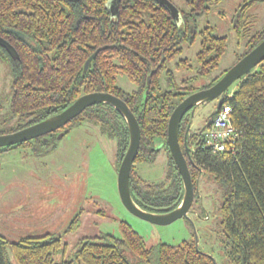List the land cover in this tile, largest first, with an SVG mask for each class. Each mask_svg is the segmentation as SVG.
Masks as SVG:
<instances>
[{
  "label": "trees",
  "instance_id": "trees-1",
  "mask_svg": "<svg viewBox=\"0 0 264 264\" xmlns=\"http://www.w3.org/2000/svg\"><path fill=\"white\" fill-rule=\"evenodd\" d=\"M207 1L211 0H184V9L189 11L180 12L179 22L157 0H121L116 16L110 13L107 0H0V36L19 56L12 59L0 46V60L10 67L12 76L9 118L14 120L10 127H0V134L56 114L84 93L114 94L127 104L140 127L129 175L132 200L153 213L175 209L184 189L166 145L168 118L186 95L211 86L226 71L211 77L226 48V37L211 27L196 30L195 12L203 10ZM263 38L264 26L249 36L246 51L236 60ZM196 39L200 48L195 66L187 58L177 59L183 52L181 44L191 45ZM97 48L84 70L85 61ZM179 72L184 76L178 78ZM118 76L129 80L134 89H122ZM200 80L206 82L196 86ZM222 102L231 105L232 124L241 134L235 153L212 152L202 143L203 132L187 136L188 113L178 125L183 155L184 142L190 152L186 160L193 202L199 203L200 181L216 184L225 263L264 264V60L238 81L233 92L227 90ZM217 111L215 107L213 118ZM83 123L114 141L118 169L129 142L124 117L111 105L96 103L68 121L65 134ZM23 146L31 143L3 146L0 154ZM160 150L167 155L163 179H144L133 166L153 163ZM118 227V237L101 232L78 239L68 259L63 256L66 246L60 236H23L11 241L0 234V264H216L196 246L194 237L176 245L158 242L148 247L128 222L120 220ZM78 228L75 215L64 231L74 233ZM60 252L62 258L55 261Z\"/></svg>",
  "mask_w": 264,
  "mask_h": 264
},
{
  "label": "rangeland",
  "instance_id": "rangeland-1",
  "mask_svg": "<svg viewBox=\"0 0 264 264\" xmlns=\"http://www.w3.org/2000/svg\"><path fill=\"white\" fill-rule=\"evenodd\" d=\"M173 1L179 7L183 6V0ZM246 1L216 0L208 12L195 18L197 31L211 27L217 35L227 39L226 48L211 77L230 68L237 61V56L246 51L249 36L264 26V0L247 6L244 5ZM241 5L243 8L237 12ZM236 13L240 15L237 17ZM181 46L183 52L177 59L187 58L195 66L199 40L191 45L182 43ZM182 76L183 73H177L178 78ZM238 81L229 86L230 92L236 89ZM11 82L10 67L0 60L1 128L10 127L14 121L9 118ZM205 82L200 80L195 85ZM117 84L125 91L134 89L124 76L117 77ZM216 104L214 99L195 108L192 115L198 125L205 123ZM166 162V152L160 150L153 163L135 164L133 168L144 179L160 182L165 175ZM116 164L114 141L106 139L97 128L88 124L72 128L65 137L56 140L53 150L41 156L23 147L1 153L0 234L11 241L45 233L60 236L61 243L66 246L64 254H55V261H60L62 254L65 259L72 258L76 243L82 237L99 232L120 236L118 224L124 220L144 238L148 247L158 242L176 245L194 237L196 246L210 254L216 264H227L224 260V238L217 224L216 184L200 181L199 203L195 199L193 208L185 217L165 225L154 224L135 216L122 203L117 190ZM79 210L84 212L80 216L78 230L65 232ZM126 256L132 260L130 254Z\"/></svg>",
  "mask_w": 264,
  "mask_h": 264
},
{
  "label": "water",
  "instance_id": "water-1",
  "mask_svg": "<svg viewBox=\"0 0 264 264\" xmlns=\"http://www.w3.org/2000/svg\"><path fill=\"white\" fill-rule=\"evenodd\" d=\"M121 0H107L106 5L110 13L114 16L118 14ZM165 7L172 9V5L168 0H157ZM0 46L3 47L12 59H18V53L15 48L3 37L0 36ZM100 48H97L85 61L84 70L88 67L90 61L95 57ZM264 60V38L259 41L252 49L240 57L230 68H228L223 75L214 82L211 86L196 90L186 95L172 110L167 124L166 145L174 160V163L179 171L183 183V196L179 205L166 213H153L140 208L131 198L129 190V175L133 165L134 158L138 152L140 141V127L133 112L129 109L127 104L118 96L109 92L92 91L80 95L71 104H69L62 111L53 114L45 119L37 121L33 124L27 125L21 129L13 132L0 134V148L3 146H10L17 143H22L42 136L50 131H53L60 126L66 124L72 118L80 114L86 107L96 103H107L117 109L124 117L128 131L129 142L127 149L120 161L117 170V190L119 197L124 206L135 216L146 220L150 223L165 225L174 220L185 217L190 210V206L194 198V189L189 173L187 158L183 155L181 146L178 140V125L182 116L190 110V117L195 108L205 102L217 99L215 107H219L223 95L228 90L229 86L236 80H241L252 70H254ZM146 91L143 93V100ZM207 122L206 125H208ZM187 125L186 133L189 129ZM205 125V127H206ZM205 128L203 127L202 130ZM63 133H61L62 135ZM59 135L58 137H60ZM184 150L189 156V148L184 142Z\"/></svg>",
  "mask_w": 264,
  "mask_h": 264
},
{
  "label": "flooded vegetation",
  "instance_id": "flooded-vegetation-1",
  "mask_svg": "<svg viewBox=\"0 0 264 264\" xmlns=\"http://www.w3.org/2000/svg\"><path fill=\"white\" fill-rule=\"evenodd\" d=\"M168 1L171 3V5H172L173 8H172V9H169V8H167V7H165V8L169 11V13H170L175 19H177V20L180 22V21H181V20H180V12H187V11H189V10H185V9H184L185 6H182V7L177 6L173 0H168ZM213 1H216V0H211V1H207L206 3H204L203 6H202L203 10H200V11H196V12H195V13H196V16L199 15V14H203V13L208 12V11H209V7H210V5H212L211 3H212ZM250 1H252V0H247V1L245 2L244 5H246V6H247V4L252 5V3H253V2H256L257 0H254L252 3H249ZM183 4H184V0H183ZM244 5H243V6H244ZM243 6H242V5L239 6L237 12H238V11H241V9L243 8ZM191 9H192V6H191ZM242 11H244V10H242ZM240 13H241V12H240ZM240 13H236V16L238 17ZM237 21H238V18H236V25L238 24ZM201 89H202V88H201ZM216 100H217V99H216ZM214 108H215V107H214ZM214 108H213L212 111L209 113V115H208L206 121H204L205 123H203V124H201V125H198L199 123H197V121H195V120L193 119V115H192V117H190V116H191V115H190V110H189L188 112H186V113L189 114L188 117L190 118V124H189V129H188L187 136H190V135H192V134H194V133H195L196 135H198V134L200 135L201 132H203V131L209 126V124H210V122L212 121V118H213L211 113L213 112ZM189 118H188V119H189ZM207 122H209L208 125H206ZM67 123H68V122H67ZM67 123L64 124V125H62V126H60L59 128H57V129H55V130H53V131H50V132H48V133L42 135V136H38V137H35V138H33V139L28 140V142L31 143V146H23V148H27V149L31 150V152L34 153V155H36V156H41V155L45 154V152H48V151H50V150H53V149L56 147V140L65 137V135H67V134L70 132V131H69L67 134H65V133H66V128H67ZM32 124H33V123H32ZM84 124H86V123H83L82 125H84ZM87 124H88V123H87ZM80 125H81V124H80ZM88 125H90V124H88ZM205 125H206V127H205ZM91 126L94 127V128H96V127L93 126V125H91ZM203 127L205 128L204 130H202ZM61 133H63V134L61 135ZM99 134H100V133H99ZM59 135H61V136L58 137ZM25 142H26V141H25ZM189 153H190V152H189ZM186 156H187V155H186ZM186 156H185V157H186ZM117 170H118V169H117ZM129 190H130V189H129ZM199 200H200V195H199ZM190 210H191V206H190ZM83 212H84L83 210H79V211L75 214L76 217H77V219H78L79 226H80V221H81L80 216H81V214H82ZM98 212L104 216V213H102V210H99ZM75 215H74V216H75ZM74 216H73V217H74ZM71 220H72V219H71ZM66 232H68V231H66ZM99 233H101V232H99ZM99 233H97V234H99ZM45 234H53V233H45ZM53 235H54V236H57V235H55V234H53ZM40 236H42V235H40ZM93 236H94V235H93Z\"/></svg>",
  "mask_w": 264,
  "mask_h": 264
},
{
  "label": "built area",
  "instance_id": "built-area-1",
  "mask_svg": "<svg viewBox=\"0 0 264 264\" xmlns=\"http://www.w3.org/2000/svg\"><path fill=\"white\" fill-rule=\"evenodd\" d=\"M232 108L228 102H221L210 126L203 132L202 143L212 152L235 153L240 132L231 121Z\"/></svg>",
  "mask_w": 264,
  "mask_h": 264
}]
</instances>
